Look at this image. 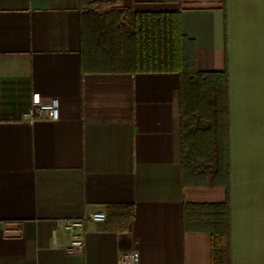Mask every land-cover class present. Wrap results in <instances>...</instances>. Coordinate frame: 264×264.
I'll return each mask as SVG.
<instances>
[{
  "label": "crops",
  "instance_id": "0c3cea01",
  "mask_svg": "<svg viewBox=\"0 0 264 264\" xmlns=\"http://www.w3.org/2000/svg\"><path fill=\"white\" fill-rule=\"evenodd\" d=\"M90 6L179 12L196 70L225 75L227 186L183 179L176 72L96 70L81 0H0V264H212L225 203L228 264H264V0ZM34 94L57 120L25 119ZM95 211L70 251L61 221Z\"/></svg>",
  "mask_w": 264,
  "mask_h": 264
},
{
  "label": "trees",
  "instance_id": "16d2710c",
  "mask_svg": "<svg viewBox=\"0 0 264 264\" xmlns=\"http://www.w3.org/2000/svg\"><path fill=\"white\" fill-rule=\"evenodd\" d=\"M87 15L91 57L98 71H166L179 75L182 174L203 183L209 178L227 186V105L223 73L199 72L193 43L180 28L179 12L97 13L81 0ZM127 15V14H126ZM85 31V30H84ZM190 178V179H189ZM197 183V181H196ZM224 217L212 230L211 263H229L227 203Z\"/></svg>",
  "mask_w": 264,
  "mask_h": 264
},
{
  "label": "built area",
  "instance_id": "2783aa9c",
  "mask_svg": "<svg viewBox=\"0 0 264 264\" xmlns=\"http://www.w3.org/2000/svg\"><path fill=\"white\" fill-rule=\"evenodd\" d=\"M58 118L57 101L51 100L48 103H42L39 97L34 94L32 97V105L25 119L27 121L34 120H48L54 121ZM105 213L103 211L92 212L88 218L64 219L61 221V226L66 230L69 238L70 251L80 250L83 247L84 240V226L86 220L92 222H103L105 220ZM118 264H138V252L136 250H129L122 252L118 257Z\"/></svg>",
  "mask_w": 264,
  "mask_h": 264
},
{
  "label": "rangeland",
  "instance_id": "374dc122",
  "mask_svg": "<svg viewBox=\"0 0 264 264\" xmlns=\"http://www.w3.org/2000/svg\"><path fill=\"white\" fill-rule=\"evenodd\" d=\"M92 7H93V8H94V10H96V11H99V12H101V11H102L101 9H96V7H94V6H90V9H91ZM124 22H126V18H124Z\"/></svg>",
  "mask_w": 264,
  "mask_h": 264
}]
</instances>
